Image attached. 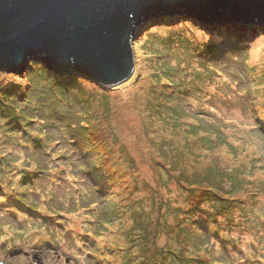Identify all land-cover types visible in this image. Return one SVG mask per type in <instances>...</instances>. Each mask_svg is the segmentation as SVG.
<instances>
[{
	"label": "rangeland",
	"instance_id": "rangeland-1",
	"mask_svg": "<svg viewBox=\"0 0 264 264\" xmlns=\"http://www.w3.org/2000/svg\"><path fill=\"white\" fill-rule=\"evenodd\" d=\"M132 53L121 89L0 69V264H264V23L161 16Z\"/></svg>",
	"mask_w": 264,
	"mask_h": 264
},
{
	"label": "water",
	"instance_id": "water-1",
	"mask_svg": "<svg viewBox=\"0 0 264 264\" xmlns=\"http://www.w3.org/2000/svg\"><path fill=\"white\" fill-rule=\"evenodd\" d=\"M187 14L207 23H264V0H0V69L31 59L109 88L136 73L132 41L151 19Z\"/></svg>",
	"mask_w": 264,
	"mask_h": 264
},
{
	"label": "trees",
	"instance_id": "trees-1",
	"mask_svg": "<svg viewBox=\"0 0 264 264\" xmlns=\"http://www.w3.org/2000/svg\"><path fill=\"white\" fill-rule=\"evenodd\" d=\"M255 26H250V28H254ZM227 28H228V30L230 31V33H229V35H227V34H224L223 33V36H220V37H224L225 39H223L222 41H221V43L223 44V43H226V41H224V40H226V39H229L231 36H235V35H230V34H232V33H236V28L237 27H228L227 26ZM240 33H242V32H238L237 33V35L238 34H240ZM236 35V37L238 38V36ZM231 42V41H230ZM232 43V42H231ZM237 44H239L238 42H236ZM38 64H41L42 65V63L39 61V63H37V60L36 59H32L31 61H30V65H38ZM42 66H44V65H42ZM46 67V66H45ZM47 68V67H46ZM218 175H219V177L222 179V175L220 174V173H218ZM209 198H212V202L214 203L215 202V204H217V201L218 202H225L226 204H225V207H228V208H231V205H230V202L231 201H229V199H224V197L223 196H220V195H217L216 193L214 194V198L213 197H209ZM217 200V201H216ZM247 218V217H246ZM170 255H172V257H173V260H172V263H175V264H190L191 263V261L192 260H194L191 264H198V260H197V258H189V257H185L184 258V260L183 261H179V260H182V258L180 259V258H178V256L177 255H175V253L174 252H172V251H170ZM175 255V256H174Z\"/></svg>",
	"mask_w": 264,
	"mask_h": 264
},
{
	"label": "bare ground",
	"instance_id": "bare-ground-1",
	"mask_svg": "<svg viewBox=\"0 0 264 264\" xmlns=\"http://www.w3.org/2000/svg\"><path fill=\"white\" fill-rule=\"evenodd\" d=\"M231 26V25H230ZM258 54H257V50L256 48L254 47V51H253V56L256 57Z\"/></svg>",
	"mask_w": 264,
	"mask_h": 264
},
{
	"label": "clouds",
	"instance_id": "clouds-1",
	"mask_svg": "<svg viewBox=\"0 0 264 264\" xmlns=\"http://www.w3.org/2000/svg\"><path fill=\"white\" fill-rule=\"evenodd\" d=\"M45 66V65H44Z\"/></svg>",
	"mask_w": 264,
	"mask_h": 264
}]
</instances>
